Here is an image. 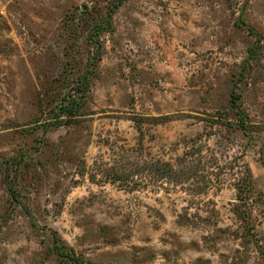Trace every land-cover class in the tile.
Returning <instances> with one entry per match:
<instances>
[{
  "label": "rangeland",
  "instance_id": "rangeland-1",
  "mask_svg": "<svg viewBox=\"0 0 264 264\" xmlns=\"http://www.w3.org/2000/svg\"><path fill=\"white\" fill-rule=\"evenodd\" d=\"M110 1L0 0V264H68L56 237L87 264H264V0H123L97 60ZM65 93L83 115L37 129Z\"/></svg>",
  "mask_w": 264,
  "mask_h": 264
},
{
  "label": "trees",
  "instance_id": "trees-1",
  "mask_svg": "<svg viewBox=\"0 0 264 264\" xmlns=\"http://www.w3.org/2000/svg\"><path fill=\"white\" fill-rule=\"evenodd\" d=\"M123 0H113L110 1L109 3V8L106 12V15L101 18H96L95 24L93 26L92 32L90 30V35H88V40L89 42H92L96 45L97 47V53H96V59H101L102 53H103V43L99 41V39H94L95 35L99 36L103 31L109 30L110 26L112 25V17L114 12L119 8V6L122 4ZM85 13V12H84ZM78 17L77 15L73 14L72 18L73 21L76 20ZM243 20V19H242ZM245 22V21H244ZM245 26L249 28V30L257 35V39L255 40L254 44L249 47V56L246 60V63L243 66V71H247L248 69H254L257 68L255 65L257 63L260 64L259 62V48H262L264 44V35L253 25L249 23H244ZM75 32L79 29H81V26L79 23L77 26H74ZM79 27V28H78ZM84 31V30H83ZM258 51V52H257ZM76 72L75 70L70 73V76L72 77ZM80 76V75H79ZM76 77L75 82H78L80 85L81 89L84 93L86 92V89H90V81L86 79V74L82 75L81 77ZM68 82H71L69 79H67ZM82 80V82H81ZM237 91L235 88L233 91H231L230 94V99H229V108L231 109V115L232 116V124L234 127L238 130H241L245 132L247 136H249L250 140H255V137L253 135V132H256L258 128H260L259 125L253 124L250 119L249 115L247 112L244 110L242 103L240 101V95L239 93H236ZM83 93V94H84ZM83 98L81 97H70V94H64L63 97L59 99H55V105L49 108V116L45 118L44 120H38L35 121L37 123V129H41L42 132H47L52 128L55 127H60L65 125L68 121L71 122L70 120H79L77 118L78 115H83V111H80L82 106H83ZM52 102H49L48 104H52ZM169 116H165L164 119L157 118L156 122L160 120H166L168 119ZM135 122L138 124V127L140 129V134L141 136L144 135V130L142 128V117L140 116H134ZM260 158L261 161L264 163V149H260ZM171 167V166H170ZM160 168V167H159ZM158 168V170H160ZM247 169V174L240 180V182L237 184V190H238V199L243 200L245 202L250 194H253L256 190V185L254 181V175L250 167H246ZM170 172H173V168L169 169ZM119 176V175H118ZM121 176V175H120ZM119 178V177H118ZM10 193L15 201H18L20 198V192L17 191L14 187L9 186ZM237 213L239 216H241L243 219L247 217V210L241 206V204H237L236 206ZM251 216V215H250ZM54 253L59 257V259L62 262H66L68 264H87L88 259H86L83 255L76 254L74 252L72 247H66L64 243H62V240L59 239V237H56L55 239V245H54Z\"/></svg>",
  "mask_w": 264,
  "mask_h": 264
},
{
  "label": "water",
  "instance_id": "water-1",
  "mask_svg": "<svg viewBox=\"0 0 264 264\" xmlns=\"http://www.w3.org/2000/svg\"><path fill=\"white\" fill-rule=\"evenodd\" d=\"M84 7V9H86L87 8V5H85V6H83Z\"/></svg>",
  "mask_w": 264,
  "mask_h": 264
}]
</instances>
